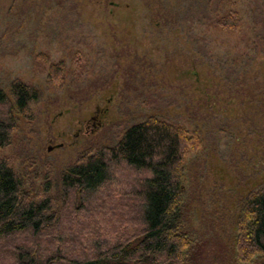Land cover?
Here are the masks:
<instances>
[{"label": "rangeland", "instance_id": "374dc122", "mask_svg": "<svg viewBox=\"0 0 264 264\" xmlns=\"http://www.w3.org/2000/svg\"><path fill=\"white\" fill-rule=\"evenodd\" d=\"M229 13L237 30L218 25ZM15 79L42 98L30 119L16 114L0 158L32 193L49 182L60 201L68 167L152 116L201 140L184 163L194 238L229 242L245 198L264 184V0H0V89L9 94ZM128 187L111 183L90 215L58 204L61 232L74 234L69 254L85 253L90 233L117 230ZM25 240L0 241V264Z\"/></svg>", "mask_w": 264, "mask_h": 264}, {"label": "trees", "instance_id": "16d2710c", "mask_svg": "<svg viewBox=\"0 0 264 264\" xmlns=\"http://www.w3.org/2000/svg\"><path fill=\"white\" fill-rule=\"evenodd\" d=\"M218 25L234 31L239 20L229 13ZM59 72L52 66L50 82ZM41 98L37 88L19 79L10 83L9 94L0 89V150L11 143L16 114L30 119L31 106ZM200 145L197 133L149 117L127 128L113 147L85 154L68 167L60 176V201L50 194L49 182L29 191L10 162L0 158V241L27 235L26 243L10 252L9 264H216L219 259L221 264H264V184L245 198L229 242L191 235L184 203V163ZM111 183L117 188L130 185L122 202L114 206L115 221L120 215L117 230L90 233L93 241L87 243L88 250L84 253L87 248L82 246L80 255H71L74 234L61 232L58 204L71 205L85 215L99 212L100 202L91 206L109 192ZM211 243L215 249H209Z\"/></svg>", "mask_w": 264, "mask_h": 264}]
</instances>
